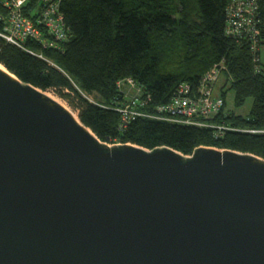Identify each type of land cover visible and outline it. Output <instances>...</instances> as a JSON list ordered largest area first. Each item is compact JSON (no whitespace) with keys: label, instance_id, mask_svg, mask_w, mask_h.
<instances>
[{"label":"water","instance_id":"obj_1","mask_svg":"<svg viewBox=\"0 0 264 264\" xmlns=\"http://www.w3.org/2000/svg\"><path fill=\"white\" fill-rule=\"evenodd\" d=\"M0 264H264V158L104 142L0 68Z\"/></svg>","mask_w":264,"mask_h":264},{"label":"trees","instance_id":"obj_2","mask_svg":"<svg viewBox=\"0 0 264 264\" xmlns=\"http://www.w3.org/2000/svg\"><path fill=\"white\" fill-rule=\"evenodd\" d=\"M233 0H63L71 34L63 50L28 46L33 55L0 37V63L20 80L52 91L78 111L81 122L107 143L148 149L167 146L185 155L198 147L229 149L264 158V60L255 62L251 43L227 35ZM7 9L0 1V16ZM264 26V0H260ZM4 23L0 20V30ZM261 46H264V27ZM258 54V53H257ZM224 63L236 107L253 99L246 116L226 110L212 119L217 129L137 117L122 127L117 108L125 103L120 81L132 79L151 101L144 112L170 101L182 83L194 89L214 65ZM224 86V85H223ZM226 87V86H225Z\"/></svg>","mask_w":264,"mask_h":264},{"label":"built area","instance_id":"obj_3","mask_svg":"<svg viewBox=\"0 0 264 264\" xmlns=\"http://www.w3.org/2000/svg\"><path fill=\"white\" fill-rule=\"evenodd\" d=\"M0 1L7 9V13L0 16V20L4 23L0 30V37L55 65L42 52L29 47L28 42H39L44 48L49 49H64V45L71 40V34L62 11L63 0ZM228 16L227 35L238 41L250 42L255 52V62L263 61L260 0H233L228 8ZM225 68L223 62L214 65L201 77L196 89L189 83H182L170 101L157 106L154 113L140 109L151 101L150 95H145L144 90L132 79L120 81L118 87L124 92L127 100L117 108L122 114V127L137 117H148L173 123L215 128L216 135L221 136L224 130L230 128L206 120L217 116L225 105L221 94L215 93ZM245 131L264 132L263 130Z\"/></svg>","mask_w":264,"mask_h":264},{"label":"rangeland","instance_id":"obj_4","mask_svg":"<svg viewBox=\"0 0 264 264\" xmlns=\"http://www.w3.org/2000/svg\"><path fill=\"white\" fill-rule=\"evenodd\" d=\"M263 55H264V52H263ZM229 84H230L229 82L227 83V75L225 74V72H223L220 79H219L218 86L215 90V93L220 94L221 88L222 87L225 88V91H226V110L228 112L236 113V114L243 115V116L248 115L250 113L251 107L253 105V99L249 98L243 106L236 107L235 101H234L235 93L229 87ZM47 92L51 93L56 99H58L59 103L64 105L68 110L74 112L78 116V111L76 109H74L64 98L60 97L59 95H57L56 93H54L52 91H47Z\"/></svg>","mask_w":264,"mask_h":264},{"label":"bare ground","instance_id":"obj_5","mask_svg":"<svg viewBox=\"0 0 264 264\" xmlns=\"http://www.w3.org/2000/svg\"><path fill=\"white\" fill-rule=\"evenodd\" d=\"M0 68L7 70V69L5 68V66L2 65L1 63H0ZM45 93H46L48 96H50L51 98H53L54 100L58 101V99H56L51 93H49V92H47V91H45ZM58 102H59V101H58ZM71 112H72V111H71ZM72 114L74 115V117H75L76 119L79 120V117H78L74 112H72Z\"/></svg>","mask_w":264,"mask_h":264},{"label":"crops","instance_id":"obj_6","mask_svg":"<svg viewBox=\"0 0 264 264\" xmlns=\"http://www.w3.org/2000/svg\"><path fill=\"white\" fill-rule=\"evenodd\" d=\"M218 94V93H217Z\"/></svg>","mask_w":264,"mask_h":264}]
</instances>
